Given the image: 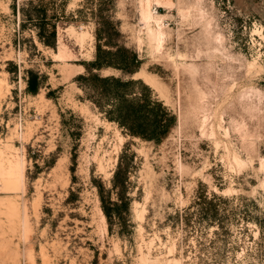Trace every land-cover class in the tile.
<instances>
[{
  "label": "rangeland",
  "instance_id": "obj_1",
  "mask_svg": "<svg viewBox=\"0 0 264 264\" xmlns=\"http://www.w3.org/2000/svg\"><path fill=\"white\" fill-rule=\"evenodd\" d=\"M32 13L0 0V161L23 165L16 186L0 174V264H264V0H56L54 48ZM98 30L140 61L101 74L141 80L176 115L161 144L128 136L77 80ZM124 149L131 204L110 226L99 186Z\"/></svg>",
  "mask_w": 264,
  "mask_h": 264
},
{
  "label": "trees",
  "instance_id": "obj_2",
  "mask_svg": "<svg viewBox=\"0 0 264 264\" xmlns=\"http://www.w3.org/2000/svg\"><path fill=\"white\" fill-rule=\"evenodd\" d=\"M55 2L56 0H29L33 13L24 14L28 20L35 21L39 41L53 48L57 42V23L48 15V7ZM108 35H110L108 32L97 31L96 57L86 64V74L80 75L77 80L81 81L80 85L88 98L106 118L116 123L128 136L161 144L176 126L177 117L141 80H126L123 77L101 74L103 70L109 68L133 74L140 64L137 54L125 47L116 46L115 50L104 49L102 40H106V45L114 47ZM39 78L40 76L35 74L28 80L30 93H37L41 84ZM134 155L131 154V158H134ZM127 156V150L124 149L113 174L112 187L105 190L102 185L99 186L101 208L110 226L113 222L122 224L126 221V213L131 204V198L128 196L130 167L123 162V158ZM112 193H115V199L112 198ZM202 198L207 200L209 205L206 214L217 216L218 209L213 202L216 199L220 200L221 197L213 194L209 202L206 194H203Z\"/></svg>",
  "mask_w": 264,
  "mask_h": 264
},
{
  "label": "bare ground",
  "instance_id": "obj_3",
  "mask_svg": "<svg viewBox=\"0 0 264 264\" xmlns=\"http://www.w3.org/2000/svg\"><path fill=\"white\" fill-rule=\"evenodd\" d=\"M148 12H149V9H148ZM148 16L150 17V14ZM2 161H0V174L2 175V177H4V178L7 179L6 180L7 184H13L15 186L18 185V184H20L21 181H22V179H23L22 178V174H23L22 173L23 172L22 171V167H23V165L21 166V164L18 161H15V162L14 161H11V162H9L8 167L5 168Z\"/></svg>",
  "mask_w": 264,
  "mask_h": 264
}]
</instances>
